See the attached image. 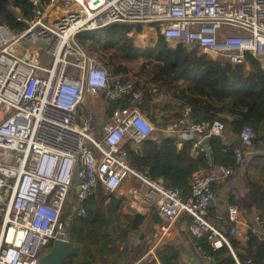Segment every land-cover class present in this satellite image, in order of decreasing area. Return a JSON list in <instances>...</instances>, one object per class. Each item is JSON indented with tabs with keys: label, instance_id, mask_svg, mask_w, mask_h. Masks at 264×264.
Segmentation results:
<instances>
[{
	"label": "built area",
	"instance_id": "1",
	"mask_svg": "<svg viewBox=\"0 0 264 264\" xmlns=\"http://www.w3.org/2000/svg\"><path fill=\"white\" fill-rule=\"evenodd\" d=\"M29 2L32 16H16L22 30L0 25V264H37L54 241L67 240L65 223L72 216L65 220L62 215L72 193L77 202L72 212L83 216L81 204L99 188L107 207L129 179L136 182L131 207L153 208L158 217L149 249L156 262V250L173 224L188 217L193 237L207 236L214 250L227 246L241 264L208 216L214 185L231 178L233 169L216 165L196 172L191 193L183 198L180 189L133 167L129 149L158 128L141 112L142 93L133 83L123 76L112 78L94 55L76 44L75 36L112 25H148L169 47L180 45L247 69L250 55L264 67V0ZM151 92L158 90L152 87ZM89 99L124 103L98 118L85 106ZM170 129L186 134L191 148L203 151L199 142L222 137L226 127L220 121L196 122L185 107ZM254 135L243 127L237 138L250 147ZM241 157L237 150V161ZM238 215L237 206L229 205L230 236L237 233Z\"/></svg>",
	"mask_w": 264,
	"mask_h": 264
},
{
	"label": "trees",
	"instance_id": "2",
	"mask_svg": "<svg viewBox=\"0 0 264 264\" xmlns=\"http://www.w3.org/2000/svg\"><path fill=\"white\" fill-rule=\"evenodd\" d=\"M39 1L47 4L50 0ZM18 14L28 18L32 16L29 0H0V25L15 31L22 30L24 25L16 20ZM142 29L140 25H112L100 31L80 32L75 36V42L90 55L97 51L109 53L110 62L114 58L124 62L142 61L135 72L123 64L110 63L108 69L103 66L112 78L123 76L133 83L135 90L142 93L140 110L151 113V122L156 127L163 128L165 124L158 125L155 121L158 116L155 111L161 112L162 109L152 102L153 99L165 92L169 83L183 80L180 86L167 91L175 104H167L166 108H176L178 113L175 118L183 108L188 107L196 122L220 121L225 127L228 125V131L233 127V133L250 127L255 134L252 144L264 145V67L258 61L246 55L248 69L244 64L213 61L197 55L196 51L188 52L180 45L169 47L159 34L152 47L142 49L134 44L130 35L132 32L140 33ZM152 87L158 93H152ZM122 103L124 100L106 104L104 113L110 114ZM227 116L232 119H226ZM234 117L242 118L243 122L234 121ZM226 142L224 136L209 138L212 166L222 165L236 170L239 167L236 158L238 149L233 145L226 146ZM191 144L192 141H189L187 147L190 148ZM129 154L133 167L147 171L151 179L163 180L164 185L180 189L183 198L191 193L193 175L211 167L204 151H200L196 157H188V151L178 150L172 139L158 142L146 139L140 143L138 151L129 149ZM247 186L249 203L256 209L258 221L264 227V185L248 180ZM105 198L104 191L99 188L95 197L81 204L85 212L83 216L73 213L72 207L63 213L62 219L65 220L72 216L67 233L70 253L63 264H109L110 258L120 251L132 231L133 219L118 210L114 218L107 217L103 204ZM155 213L151 211L149 214L153 222H158ZM213 213V208L209 207L208 216L211 214L213 217ZM228 225L229 230L223 235L236 252L239 244L230 236L231 226ZM247 238L249 247L245 256H238L240 263L250 261L251 264H264V241L252 231L247 233ZM194 242L203 256L211 258L213 264H236L227 246L214 250L207 236L195 238ZM155 254L160 264H177L178 253L170 245H161ZM147 264H155V260L152 258Z\"/></svg>",
	"mask_w": 264,
	"mask_h": 264
},
{
	"label": "crops",
	"instance_id": "3",
	"mask_svg": "<svg viewBox=\"0 0 264 264\" xmlns=\"http://www.w3.org/2000/svg\"><path fill=\"white\" fill-rule=\"evenodd\" d=\"M141 40V39H140ZM139 40V41H140ZM146 39H142L141 43L137 41L135 44L140 45L144 49L145 47H152L156 41L151 42L150 45H143ZM131 77V75L129 76ZM183 83V80H178L172 83H169L165 88V92L159 94L153 103L156 104L159 109H162L161 112L158 110L155 111L158 113L155 118L158 125L165 124L163 128L157 127L158 130L152 134L147 140L151 141H161L166 139H172L173 143L177 145L178 150L188 151V157H196L200 151H195L187 147L188 142L191 141L190 138L183 133H178L170 129V125L175 119L178 111L172 107L166 108L167 104L174 105V100L171 98L167 91H171ZM93 103H86L88 106L94 107L95 111L92 113L98 118L106 116L104 113V100L98 99ZM151 121V113H143ZM153 118V117H152ZM226 119H232L226 117ZM153 123V122H152ZM155 124V123H154ZM228 126V125H227ZM223 132L224 139L227 143L237 139V133H233L232 130L228 131V127ZM140 149V144L135 146L132 150L138 151ZM238 150L241 152V159L238 162L239 167L236 170H233V175L226 181H219L214 185V196L213 204L210 207L214 210L213 217L209 214V219L215 224L217 229L222 234H226L229 230L227 212L229 205H236L239 210V215L237 218V233L232 238L239 244L237 251L241 250V247L247 245L248 249V238L247 233L252 231L260 240L264 241V227L258 221L257 211L252 207L248 200L249 188L247 186L248 180L255 181L264 185V145L263 144H252L250 147H245L241 145ZM136 185V182L132 179L124 180L121 188L119 190V195H115V200H121V208L128 202V205L131 206V189ZM102 190V189H101ZM137 209H134L136 212H139L145 216L141 225H139L137 230H133L128 234L124 244L122 245L120 251L110 258L109 264H140L144 257L149 253V249L152 245V233L154 226L157 222L152 221V217L149 214L151 211H154L153 208L147 210H141V207L137 206ZM121 208L118 211H121ZM133 208V206H132ZM106 209V207H105ZM155 212V211H154ZM156 214V213H155ZM124 216H127L124 214ZM157 216V214H156ZM130 217V216H129ZM133 219V217H131ZM158 219V217H157ZM190 224V219L188 217H183L173 224L170 231L163 242L164 245H170L178 253L177 264H212V260L207 261L204 259L203 254L196 247L194 242V237L189 233L188 227ZM161 244V245H163ZM160 245V246H161ZM159 246V247H160ZM247 249L243 250L244 255L247 252ZM242 256V255H241ZM155 264H160L156 262Z\"/></svg>",
	"mask_w": 264,
	"mask_h": 264
},
{
	"label": "water",
	"instance_id": "4",
	"mask_svg": "<svg viewBox=\"0 0 264 264\" xmlns=\"http://www.w3.org/2000/svg\"><path fill=\"white\" fill-rule=\"evenodd\" d=\"M114 82L110 81V86H113ZM234 121L242 123L243 119L240 117H234ZM232 131H234V128H231ZM130 131V130H129ZM208 142L209 138L204 137L200 142L199 146L203 149L205 152L209 165L212 166V158L210 154V150L208 148ZM232 145L235 148H239L242 145V141L240 139H235L232 141ZM160 183H163V180H159ZM79 190V188H77ZM213 204V200H210V205ZM2 204L0 203V206ZM121 208V202L117 200H113L105 209V212L107 214V217L114 218L116 211ZM75 210V207L73 208ZM123 214L133 217V223H132V229L137 230L139 225H141L142 221L144 220L145 216L139 212H136L130 205H128V202L125 203L124 206L121 208ZM66 232L68 233L69 227H70V221H66ZM247 249V245H244L241 247V250L236 251L235 254L237 256H243L244 252L243 250ZM70 253V244L67 240H56L54 241L50 247L48 248V251L38 258L37 264H63L64 261L67 259L68 255ZM152 259V255L148 253L144 259L140 262V264H147ZM213 264V263H212Z\"/></svg>",
	"mask_w": 264,
	"mask_h": 264
},
{
	"label": "rangeland",
	"instance_id": "5",
	"mask_svg": "<svg viewBox=\"0 0 264 264\" xmlns=\"http://www.w3.org/2000/svg\"><path fill=\"white\" fill-rule=\"evenodd\" d=\"M130 35H132V37H133V42L135 43H137V41H139L140 39L142 40V39H146L145 40V42H143V45H150L151 44V42H153L154 41V38L156 39V37H157V32L156 31H154L153 29H151V27L150 26H148V25H144L143 26V29L141 30V32L140 33H135V32H132V33H130ZM139 41L140 43L142 42V41ZM135 43V44H136ZM137 46H140V45H137ZM146 48V47H145ZM88 52V51H87ZM110 52H112L111 54H116L115 52H113V51H110ZM92 54L91 55H94L95 57H96V59L98 60V57L97 56H99V59H100V63L102 64V65H104L105 67H107V69H108V65L110 64V63H115V64H123V65H126L131 71L133 70L134 72L135 71H138L139 70V68H140V66L142 65V61H131V62H129V61H126V62H124L123 60H120V59H116V58H114L113 60H112V62H110L109 61V57H110V54L109 53H100V52H91ZM102 58H101V57ZM93 103V104H91V105H95V101L94 100H88L87 101V103ZM88 106L89 108V111L90 112H93V111H95L96 109L94 108V107H92V106ZM95 109V110H94ZM77 205V202H76V198H75V195L72 193L71 194V196H70V198H69V202H68V205H67V207H66V210H69L71 207H74V206H76ZM122 211V210H121ZM122 214H123V212H121ZM124 215V214H123Z\"/></svg>",
	"mask_w": 264,
	"mask_h": 264
}]
</instances>
